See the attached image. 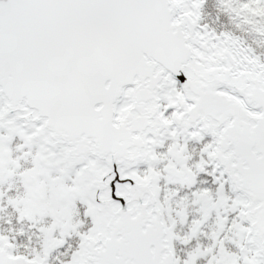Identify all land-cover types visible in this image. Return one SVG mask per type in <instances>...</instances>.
Here are the masks:
<instances>
[{
  "label": "snow or ice",
  "instance_id": "1",
  "mask_svg": "<svg viewBox=\"0 0 264 264\" xmlns=\"http://www.w3.org/2000/svg\"><path fill=\"white\" fill-rule=\"evenodd\" d=\"M0 264H264V0H0Z\"/></svg>",
  "mask_w": 264,
  "mask_h": 264
}]
</instances>
